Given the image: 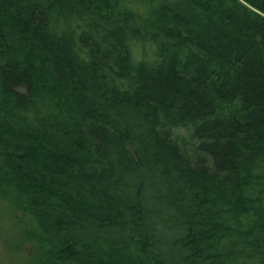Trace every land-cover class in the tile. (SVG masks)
I'll return each instance as SVG.
<instances>
[{
	"label": "trees",
	"instance_id": "trees-1",
	"mask_svg": "<svg viewBox=\"0 0 264 264\" xmlns=\"http://www.w3.org/2000/svg\"><path fill=\"white\" fill-rule=\"evenodd\" d=\"M0 191L35 264H264V0H0Z\"/></svg>",
	"mask_w": 264,
	"mask_h": 264
},
{
	"label": "rangeland",
	"instance_id": "rangeland-1",
	"mask_svg": "<svg viewBox=\"0 0 264 264\" xmlns=\"http://www.w3.org/2000/svg\"><path fill=\"white\" fill-rule=\"evenodd\" d=\"M27 216L0 191V264H35L38 252L27 228Z\"/></svg>",
	"mask_w": 264,
	"mask_h": 264
},
{
	"label": "clouds",
	"instance_id": "clouds-1",
	"mask_svg": "<svg viewBox=\"0 0 264 264\" xmlns=\"http://www.w3.org/2000/svg\"><path fill=\"white\" fill-rule=\"evenodd\" d=\"M135 55H136V59L138 60L139 59V53L136 52Z\"/></svg>",
	"mask_w": 264,
	"mask_h": 264
}]
</instances>
